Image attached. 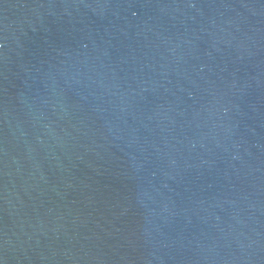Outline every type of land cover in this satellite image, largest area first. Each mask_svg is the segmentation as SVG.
I'll list each match as a JSON object with an SVG mask.
<instances>
[{"label": "water", "instance_id": "1", "mask_svg": "<svg viewBox=\"0 0 264 264\" xmlns=\"http://www.w3.org/2000/svg\"><path fill=\"white\" fill-rule=\"evenodd\" d=\"M0 264H264V0H0Z\"/></svg>", "mask_w": 264, "mask_h": 264}]
</instances>
